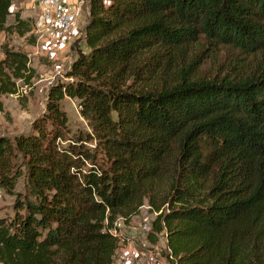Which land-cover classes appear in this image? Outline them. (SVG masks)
Here are the masks:
<instances>
[{"label": "trees", "instance_id": "trees-1", "mask_svg": "<svg viewBox=\"0 0 264 264\" xmlns=\"http://www.w3.org/2000/svg\"><path fill=\"white\" fill-rule=\"evenodd\" d=\"M14 1L0 0V33L23 36L30 19L10 11ZM84 7V46L73 42L44 111L28 132L0 135V186L11 192L24 166L33 196L18 193L0 216V264H113L119 239L110 229L118 219L128 224L145 200L160 211L151 230L166 229L177 264H253L264 242V0ZM200 36L248 55L246 74L133 87L148 53ZM1 49L0 94L16 93L34 69L25 52L7 42ZM65 97L78 99L92 132L61 147Z\"/></svg>", "mask_w": 264, "mask_h": 264}, {"label": "rangeland", "instance_id": "rangeland-1", "mask_svg": "<svg viewBox=\"0 0 264 264\" xmlns=\"http://www.w3.org/2000/svg\"><path fill=\"white\" fill-rule=\"evenodd\" d=\"M28 1L24 0L26 3L24 9L26 16L23 15L22 17L29 18L30 27H32L36 14L30 7V9L28 8ZM14 4L15 9L13 8V11L16 12L15 10L19 9V4L16 0ZM87 10V7H84L79 11L74 24L76 27L74 40L67 44L54 60L34 54V37L31 29L23 36L17 33H0V59L3 58L1 44L7 42L13 48L25 52L28 56L29 66L34 69L31 83L26 85L21 81H16L18 87L16 93L0 94V135L12 138L16 134L28 132L31 129L33 120L44 111L47 93L51 84L58 80H64V74L69 69L74 55L71 48L73 42L76 40L84 46L82 28L87 20ZM12 21L13 15L11 14L7 19V23ZM77 37L80 38L77 39ZM248 60H250L248 55L238 53L232 46H215L209 44L200 36L189 45L178 48H161L154 54L152 52L148 53L142 68L144 77L135 79L133 87H146L152 90L167 88L181 81L182 76H186L187 80L190 81L221 79L222 77L239 78L246 74L247 66H249ZM56 65L60 66V73L54 71ZM127 83L132 84L133 81L129 80ZM61 107L67 114L68 122L62 138L57 140L59 146L73 145L77 136L81 133L91 134V127L80 114L77 98L65 97L61 101ZM94 144L95 141L93 140L89 145L94 146ZM18 163L20 166L22 165L20 158ZM21 170L23 174L17 178L11 192L0 186V216L11 214L13 201L18 193L33 198L30 194L27 176L24 173V166H21ZM169 185L168 180L160 182L158 189L161 190V193H164L168 190ZM154 217V212L149 209V204L145 200L140 213L133 216L128 224H122L124 226L121 231L125 239L134 238L136 245L139 247H143L141 242H153L156 243L155 245L163 246L162 239V242H156L157 239L154 240V235L149 234L147 236L140 229L141 224L144 222L152 223ZM145 244L147 245V243ZM256 244L258 248L252 256V263L264 264V242H257Z\"/></svg>", "mask_w": 264, "mask_h": 264}, {"label": "built area", "instance_id": "built-area-1", "mask_svg": "<svg viewBox=\"0 0 264 264\" xmlns=\"http://www.w3.org/2000/svg\"><path fill=\"white\" fill-rule=\"evenodd\" d=\"M84 3L85 0L32 1L31 9L36 14L31 27V33L34 37V54L42 55L49 60L56 59L57 54L74 40L76 35L75 20L79 11L84 7ZM60 70V66L54 67L55 72L60 73ZM153 212L156 216L160 211ZM122 224V220L118 219L114 223L115 227L110 229L111 233L118 236L119 239V247L113 264H177L167 245L165 228L155 232L151 230L152 223L144 222L141 224V231L147 236L149 232H153L157 239L156 242L163 240V246L155 245L156 243L153 242H141L143 247H139L134 238L125 239L124 234L119 231ZM126 242H132V244L129 246Z\"/></svg>", "mask_w": 264, "mask_h": 264}, {"label": "crops", "instance_id": "crops-1", "mask_svg": "<svg viewBox=\"0 0 264 264\" xmlns=\"http://www.w3.org/2000/svg\"><path fill=\"white\" fill-rule=\"evenodd\" d=\"M17 2H18V4H19V9H17V10H15V11H19L20 12V15H21V17L23 16V15H25L26 16V14H25V12H24V9H25V7H26V3L24 2V0H16ZM32 1L33 0H29L28 2H29V5H28V8L30 7L31 8V5H32ZM15 2V1H14ZM14 2H13V4L11 5V7H10V11L11 12H14L13 11V8L15 9V4H14ZM29 8V9H30ZM20 9H21V11H20ZM29 16V15H28ZM124 225H121L120 227H119V231L120 232H122L121 230H122V227H123ZM127 243V245H131L132 244V242H126ZM125 245V244H124Z\"/></svg>", "mask_w": 264, "mask_h": 264}]
</instances>
